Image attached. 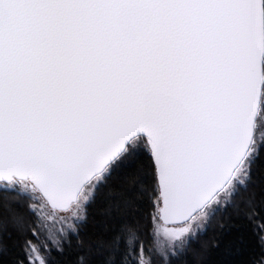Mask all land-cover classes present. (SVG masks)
I'll return each mask as SVG.
<instances>
[{"label":"snow or ice","instance_id":"obj_1","mask_svg":"<svg viewBox=\"0 0 264 264\" xmlns=\"http://www.w3.org/2000/svg\"><path fill=\"white\" fill-rule=\"evenodd\" d=\"M0 264H264V0H0Z\"/></svg>","mask_w":264,"mask_h":264}]
</instances>
